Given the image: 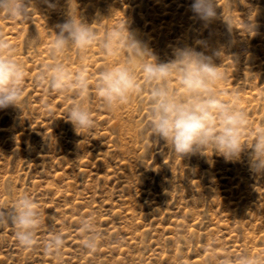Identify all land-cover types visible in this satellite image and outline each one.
<instances>
[{"label":"rangeland","instance_id":"374dc122","mask_svg":"<svg viewBox=\"0 0 264 264\" xmlns=\"http://www.w3.org/2000/svg\"><path fill=\"white\" fill-rule=\"evenodd\" d=\"M217 2L208 22L192 11L194 0H73L72 9L101 36L126 20L158 62L173 59L176 48L222 52L213 59L226 79L216 88L221 100L248 113L242 143L251 146L255 131L264 130V0ZM49 3L55 7L35 0L28 20L0 14V35L25 69L18 107L0 109V209L28 194L42 212L31 247L19 244L10 224L0 227V264H234L244 254L264 261V175L250 170L252 150L237 161L212 149L174 153L150 131L142 69L139 89L106 108L96 90L99 74L123 54L106 57L97 43L54 56L69 4ZM57 63L84 74L83 94L79 86L55 91L38 81ZM171 83L179 87L175 78ZM80 101L94 126L77 132L68 110ZM85 219L101 234L95 249L84 247ZM57 233L64 240L58 254L45 247Z\"/></svg>","mask_w":264,"mask_h":264},{"label":"clouds","instance_id":"9594fccd","mask_svg":"<svg viewBox=\"0 0 264 264\" xmlns=\"http://www.w3.org/2000/svg\"><path fill=\"white\" fill-rule=\"evenodd\" d=\"M45 2L55 7L49 0ZM72 3L73 0H68V19L57 25L59 32L52 41V53L56 56L71 49L85 51L98 43L106 57L123 54L124 58L116 63H106L99 74L96 90L106 108L114 110L139 89L137 70L142 69L149 85V128L158 140L165 141L174 153L182 156L206 154L212 149L227 161H237L242 152L251 149L250 170L264 175V130L255 131L251 146L242 143L249 124L248 113L240 109L237 102L221 100L222 93L217 91L216 85L226 79V75L221 66L214 63L213 56H221L222 52L208 56L192 47L176 48L173 59L158 62L153 51L129 30L126 20L101 36L93 24L83 22L79 14L73 12ZM217 5V0H194L191 7L201 20L208 22L216 18ZM34 8L35 0H0V14L12 20H28ZM253 29V24H245L249 33ZM24 78L23 64L15 59L11 44L0 35V109L18 107ZM173 78L178 88H173ZM38 81L55 91L69 90L75 85L83 94L88 87L82 72L73 75L62 63L52 66L50 74H43ZM234 100L238 101V97L234 96ZM68 120L77 132L94 126L92 112L83 101L71 105ZM41 218L38 203L28 194L16 199L10 209H0V227L10 224L23 247L34 244ZM81 228L87 233L84 247L95 249L101 236L95 224L85 219ZM63 243L62 235L57 233L45 247L48 252L58 254ZM224 264H229V260L225 259ZM234 264H264V261L244 254L237 257Z\"/></svg>","mask_w":264,"mask_h":264}]
</instances>
